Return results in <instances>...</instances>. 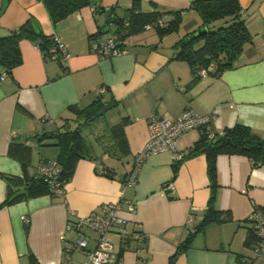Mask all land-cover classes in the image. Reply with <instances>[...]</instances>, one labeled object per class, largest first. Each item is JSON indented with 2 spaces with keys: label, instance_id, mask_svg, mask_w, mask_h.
Instances as JSON below:
<instances>
[{
  "label": "crops",
  "instance_id": "1",
  "mask_svg": "<svg viewBox=\"0 0 264 264\" xmlns=\"http://www.w3.org/2000/svg\"><path fill=\"white\" fill-rule=\"evenodd\" d=\"M139 1L143 11L179 10L176 35L143 36L154 30L146 29L124 39L126 53L101 58L91 43L114 32L105 14L109 10L126 14L132 0H90L56 24L43 0H0V36L29 23L37 34L63 41L67 50V57L46 60L39 39L23 38L18 43L20 64L6 72L0 63V264H33L30 255L37 264H82L95 247L96 233L83 227L88 245L75 248L79 235L75 224L91 213L105 214L109 204H117L116 213L130 231L146 235L130 241L120 264H168L205 213L210 196L207 164L204 154L186 158L174 177V153L161 151L147 155L137 166L133 185L122 183L120 177L136 168L135 158L147 141L148 120L174 119L189 106L209 114L213 132L243 124L264 134V0H239L252 42L244 46L234 66L218 77H201L192 86L188 65L174 56L179 38L202 26L191 9L193 0ZM100 29L106 32L99 33ZM96 100L103 105L113 100L121 109L117 123L126 121L129 154L121 160L102 154L101 124L93 120L82 131L91 156L99 160L80 158L63 195L44 194L2 205L8 192L2 175L22 176L21 160L28 161L29 174L51 160L53 153L49 146H40V136L74 128L82 120L73 109ZM198 135L197 128L182 133L176 140L178 150L186 153ZM102 166L113 169L114 178L97 173ZM216 172L215 206L229 211L232 220L210 224L195 234L172 264H264V255L252 249L255 237L247 220L253 206L264 210V164L252 167L246 156L219 155ZM109 236L118 248V236L114 232Z\"/></svg>",
  "mask_w": 264,
  "mask_h": 264
},
{
  "label": "trees",
  "instance_id": "2",
  "mask_svg": "<svg viewBox=\"0 0 264 264\" xmlns=\"http://www.w3.org/2000/svg\"><path fill=\"white\" fill-rule=\"evenodd\" d=\"M43 1L53 24L90 4V0ZM191 9L200 17L202 26H206L207 32L199 36H194V32H192L179 38L176 43L177 52L174 57L184 61L192 75L188 86H192L202 77L199 73L201 69H206V75L208 76L218 77L224 70L232 68L244 46L252 42V35L241 18L242 8L239 0H193ZM181 17L179 10L161 11L154 7L150 11H143L142 3L139 0H132L131 6L126 9L124 15H119L113 10L108 11V22H115L114 33H117L123 45L126 37L145 30L147 24H153V28L160 37L165 33L176 31L181 22ZM159 21L162 24H159ZM104 32L106 31L101 29L99 31V33ZM23 38L39 39V46L43 52L53 43L52 40L37 34L29 23H25L16 29H12L8 34L0 36V63L4 66L6 72H10L13 67L20 64L18 43ZM102 106L103 103L96 100L84 108H74L73 112L77 118L82 120L79 124L74 128L64 127L56 131L43 133L40 136V146H49L53 153L51 160L56 161L58 167L57 180L62 186H65L73 175L76 162L80 158L89 157L99 160L98 157L91 156V146L82 130L84 126L89 125L97 118L95 115ZM125 124L126 121L123 118L119 123L110 127L106 140L101 141L103 144L102 154L117 160H121L129 154L128 143L123 131ZM197 129L199 130L197 139L193 141L186 153H182L179 159L174 160L172 164L173 176H176L184 159L197 154H204L210 196L201 221L178 244L176 254L188 248L195 234L203 232L208 225L232 220L229 211L217 209L215 206L218 189L217 157L219 155H243L250 160L252 167L264 164V134L254 132L247 125L235 124L224 128L220 132H213L208 120L206 123L199 125ZM46 139L48 140L45 142ZM25 150L26 154L29 155L28 149ZM135 164L136 160L134 167ZM21 165L23 168L22 176L2 175L8 183L7 196L2 205H10L44 194L56 196L43 177L38 176L36 172L28 173V161L21 160ZM96 172L108 178H114L115 176V171L108 167L102 166L101 169H96ZM131 172L133 170L120 177L122 183H126V179ZM25 230H28L27 221L25 222ZM251 230L254 233L252 228ZM254 237L252 245L256 242L255 233ZM130 241L132 240L128 239L125 242L126 246ZM124 248L125 246L120 248L118 258H120ZM175 255L169 259L168 264L173 263ZM30 259L33 264H37L32 255H30Z\"/></svg>",
  "mask_w": 264,
  "mask_h": 264
},
{
  "label": "built area",
  "instance_id": "3",
  "mask_svg": "<svg viewBox=\"0 0 264 264\" xmlns=\"http://www.w3.org/2000/svg\"><path fill=\"white\" fill-rule=\"evenodd\" d=\"M159 24H162V22L159 21ZM153 27V24H147L145 30ZM91 50L101 58L118 56L127 52L123 43L119 40V36L114 32L102 39L92 41ZM43 56L46 60L57 59L61 56L67 57L65 43L58 38H54L52 45L43 52ZM199 73L202 77L206 76V69H201ZM208 120L209 114H199L189 106H186L174 119L152 116L148 120L147 141L142 151L136 156V168L128 175L125 185H133L136 182L137 166L149 154L171 151L174 153V160L179 159L182 156V152L177 148V137L185 131L196 129ZM35 172L48 183L52 193L55 195L64 194V186L57 180L58 167L56 161L49 160L47 163L39 164ZM167 186L170 189L173 188L172 183ZM117 208V204H109L106 205L105 214L91 213L77 220L75 227L78 229L79 235L73 247L78 249L87 247L88 237L84 232H81L83 227L96 233L95 247L87 251L86 260L82 264H120L118 254L120 248L126 247L125 242L128 239L141 240L146 236L138 231H130L127 227V221L117 215ZM129 210H134L133 204H129ZM247 220L256 236V242L252 245V249L256 255H264V211L258 206H253ZM70 227L71 225L68 223L66 231H69ZM111 232H114L119 238L118 248L115 247L109 236Z\"/></svg>",
  "mask_w": 264,
  "mask_h": 264
},
{
  "label": "rangeland",
  "instance_id": "4",
  "mask_svg": "<svg viewBox=\"0 0 264 264\" xmlns=\"http://www.w3.org/2000/svg\"><path fill=\"white\" fill-rule=\"evenodd\" d=\"M111 24L113 25V28L115 29V27H116L115 22H112ZM144 31H146V30H143V31H141L139 33H143ZM139 33H137V34H139ZM153 33H156L155 29L145 32L143 34V36L153 35ZM171 33H172L173 36L176 35L175 34L176 32H174V31L168 32L167 34L169 35ZM120 111H121V109L119 107L114 106V107H111L110 109H108L103 115L98 116L96 118L97 120L95 119L96 123L100 122V124H101L102 135H101L100 139H102L103 141L106 140V137H107V135L109 133V129H110L111 125L116 124L120 120V118H119ZM92 125H93V123H92ZM93 126H96V125L94 124ZM87 135H89V133ZM92 140H94V139L92 138ZM94 143L98 144V142H94ZM97 146H99V145H97ZM99 147H101V146H99ZM44 153L48 154L49 150H46Z\"/></svg>",
  "mask_w": 264,
  "mask_h": 264
},
{
  "label": "water",
  "instance_id": "5",
  "mask_svg": "<svg viewBox=\"0 0 264 264\" xmlns=\"http://www.w3.org/2000/svg\"><path fill=\"white\" fill-rule=\"evenodd\" d=\"M108 14H105V17H107ZM207 32V28L206 26H201L200 28H198L195 32H194V36H199L202 35L204 33ZM115 105L113 100H109L107 101L102 107L101 109L96 113V116L99 115H103L108 109H110L111 107H113Z\"/></svg>",
  "mask_w": 264,
  "mask_h": 264
}]
</instances>
